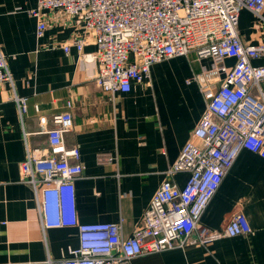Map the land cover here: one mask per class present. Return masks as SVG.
Returning <instances> with one entry per match:
<instances>
[{
    "label": "crops",
    "instance_id": "0c3cea01",
    "mask_svg": "<svg viewBox=\"0 0 264 264\" xmlns=\"http://www.w3.org/2000/svg\"><path fill=\"white\" fill-rule=\"evenodd\" d=\"M38 0H0V49L13 79L0 90V264H48L80 246L77 227H51L57 214L53 199H39L21 182V163L30 147H47L40 133V114L49 119L73 102L74 127L68 147L81 152L84 174L76 181V213L81 223H122L128 237L143 225L146 209L180 157L205 112L197 79L213 60L195 53L163 60L150 79L133 82L132 90L112 98L98 87L97 63L83 51L64 45L84 35L83 24L58 10H45L47 28L37 36L31 11ZM238 32L244 43L264 45V13L243 9ZM235 59H227L232 67ZM264 66V57L253 61ZM210 74V73H209ZM226 75H213L219 87ZM14 95L28 98L22 121ZM36 107L40 108V114ZM201 218L203 226L222 229L243 214L252 232L225 237L208 247L192 246L143 255L132 264H264V158L243 150ZM189 175L178 174L183 188ZM69 213V205L66 213Z\"/></svg>",
    "mask_w": 264,
    "mask_h": 264
},
{
    "label": "built area",
    "instance_id": "2783aa9c",
    "mask_svg": "<svg viewBox=\"0 0 264 264\" xmlns=\"http://www.w3.org/2000/svg\"><path fill=\"white\" fill-rule=\"evenodd\" d=\"M243 9L263 18L264 0H38L31 14L38 20L37 36L47 28L45 10H60L83 24L84 35L64 45L83 51L97 63L95 81L112 98L132 90L133 82L150 79L154 64L174 57L210 58L209 73L198 82L205 112L178 160L146 209L141 228L128 237L122 223H81L76 213V181L84 174L81 152L68 147L66 136L74 127L72 101L67 111L49 119L40 114V133L47 147H30L26 134V157L21 163V182L34 188L46 202L53 199L57 214L51 227H77L80 246L69 256L49 259L48 264H132L143 255L192 246L208 247L215 241L252 232L241 213L218 230L201 218L243 150L264 158V66L253 61L264 57V45L246 44L238 32ZM227 59H235L232 67ZM224 73L223 83L211 77ZM13 87L5 54L0 49V90ZM22 121L28 98L14 95ZM189 175L181 188L175 177ZM69 205V213L66 206Z\"/></svg>",
    "mask_w": 264,
    "mask_h": 264
}]
</instances>
